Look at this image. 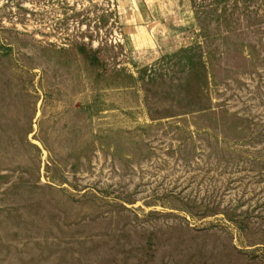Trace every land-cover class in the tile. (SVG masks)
Returning a JSON list of instances; mask_svg holds the SVG:
<instances>
[{"label":"rangeland","instance_id":"374dc122","mask_svg":"<svg viewBox=\"0 0 264 264\" xmlns=\"http://www.w3.org/2000/svg\"><path fill=\"white\" fill-rule=\"evenodd\" d=\"M0 264H264V0H0Z\"/></svg>","mask_w":264,"mask_h":264}]
</instances>
